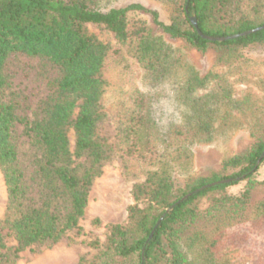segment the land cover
Instances as JSON below:
<instances>
[{
  "label": "trees",
  "instance_id": "16d2710c",
  "mask_svg": "<svg viewBox=\"0 0 264 264\" xmlns=\"http://www.w3.org/2000/svg\"><path fill=\"white\" fill-rule=\"evenodd\" d=\"M108 1L0 0V170L7 189L6 212L0 220V264H14L27 247L51 245L71 230L80 232L89 190L107 159L155 162L167 147L207 139L216 115L232 118L234 109L255 104L249 92L240 99L233 97L225 79L211 73L200 76L143 21L129 19L130 10L143 9L140 4L106 8ZM167 1L175 11L170 22L159 21L156 12L153 18L169 38L201 51L208 43L229 47L239 59L241 50L264 48V28L223 41H210L199 33L221 37L264 24L261 0L253 3L251 17L243 11L242 0ZM87 23L108 29L120 45L100 41L87 32ZM17 53L39 56L51 70L44 75L45 94L30 113L28 96L13 86L7 72L9 59ZM125 53L136 58L143 75L140 86L133 83L124 109L115 114L118 132L107 139L96 129L107 114L104 99L113 87L110 71L115 65L123 67ZM216 77V87L197 94L199 87ZM164 98L181 107L172 113L174 119H166L158 110ZM250 135L253 139L244 150L192 181L174 184L165 168L149 169L144 180L132 186L127 221L106 225L99 254L105 257L100 263L191 264L182 234L200 221L211 222L214 233L206 238L195 231L185 239L188 247L201 241L205 246L198 245L207 251L228 240L244 248L253 244L258 220L245 222L244 213L252 189L264 185V180L255 178L264 162V107ZM229 168L232 171L226 174ZM241 180L245 185L239 195L227 192L229 185ZM210 183L214 184L201 188ZM258 209L264 213V200ZM7 236L15 244L8 245Z\"/></svg>",
  "mask_w": 264,
  "mask_h": 264
},
{
  "label": "rangeland",
  "instance_id": "374dc122",
  "mask_svg": "<svg viewBox=\"0 0 264 264\" xmlns=\"http://www.w3.org/2000/svg\"><path fill=\"white\" fill-rule=\"evenodd\" d=\"M256 0H242L243 11L252 16V5ZM264 3V0H261ZM260 1V2H261ZM131 3L140 4L143 9H133L128 12L129 19H140L144 22L152 35H160L172 48L178 50L185 60L192 65L200 76L211 73L228 81L231 85L233 97H240L249 92L255 103L252 106L233 110V117L226 118L219 115L211 125V134L207 139L186 142L181 147L170 146L157 157L155 162L142 163L129 157L113 156L104 161L101 173L93 180L88 193V201L84 214L80 219L81 231L71 230L56 243L31 246L20 252L14 264H101L99 254L107 236V224L125 223L127 221V207L132 203L131 189L134 183L144 180L146 172L150 169L165 168L174 184L192 181L198 175L221 168V163L230 156L245 149L252 141L250 128L260 111L264 107V48L254 46L241 50V58H236V51L229 47L208 43L201 51L188 45L181 39H172L164 34L155 23L153 12L158 20L169 23L175 14L174 6L167 0H109L107 7H122ZM87 32L100 41L109 45H120L116 42L113 33L95 23L85 24ZM123 61V70L120 65L111 69V87L105 95L104 105L106 116L98 123L96 132L107 139L113 138L118 132L115 114L123 110L134 84L140 86L143 68L135 57L129 54ZM46 61L39 56H28L17 53L9 59L7 72L15 88L21 89L28 96L30 105L27 110L31 112L38 99L45 94L44 75L51 74ZM217 79L211 78L197 89V94L211 90L217 86ZM157 107V106H156ZM181 107L170 99L164 98L158 103V110L164 113L166 119H174L172 113ZM183 110V108H182ZM185 110V108H184ZM227 119V120H226ZM21 130L19 126L18 131ZM24 137L22 136L21 139ZM74 132L70 129V147H74ZM21 149H27V143L21 144ZM24 159L27 156L24 155ZM28 163V160H26ZM30 171V167H28ZM231 168L225 171L226 174ZM257 181L264 180V162L261 163L255 174ZM245 181L241 180L227 187V192L239 195L244 189ZM264 200V185H256L247 200L244 219L245 222L258 220L253 230L255 236L251 243L247 241L248 248L237 246L230 240L215 250L207 251L205 242H199L194 247H188L185 239L195 231H200L210 238L214 233L211 222L200 221L185 230L182 234L183 246L191 264H255L259 259L264 264V213L258 209V204ZM7 206V189L0 170V220L4 217ZM98 219V222H95ZM3 233L6 229L2 230ZM8 245L15 244L12 236H7ZM90 243H95L94 245ZM254 246V247H253ZM115 264H129L117 261Z\"/></svg>",
  "mask_w": 264,
  "mask_h": 264
},
{
  "label": "water",
  "instance_id": "95a60500",
  "mask_svg": "<svg viewBox=\"0 0 264 264\" xmlns=\"http://www.w3.org/2000/svg\"><path fill=\"white\" fill-rule=\"evenodd\" d=\"M190 20H191L192 24H193L195 27H197V24H196V21H195L194 17H190ZM262 28H264V24L259 25V26H257V27H254V28H252V29H249V30L243 31V32H241V33L232 34V35H227V36H221V37H220V36L204 35V34H201L200 31H199V33H200V35H202V37H204V38H206V39H208V40H210V41H223V40H225V39H229V38H234V37H237V36L246 35V34H248V33L255 32V31H257V30H259V29H262ZM263 154H264V151H263ZM263 154H262V155H263ZM224 181H227V180H224ZM211 184H214V183H210V184L204 185V186H202L201 188H206L207 186H210ZM197 190H198V189H197ZM188 195H189V194L184 195L183 198H186ZM167 211H169V208L166 209V212H167Z\"/></svg>",
  "mask_w": 264,
  "mask_h": 264
}]
</instances>
